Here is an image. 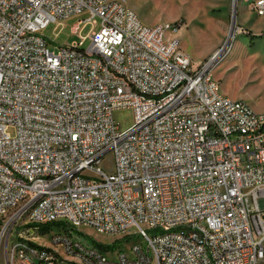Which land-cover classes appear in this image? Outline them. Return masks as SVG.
<instances>
[{
	"label": "built area",
	"instance_id": "2783aa9c",
	"mask_svg": "<svg viewBox=\"0 0 264 264\" xmlns=\"http://www.w3.org/2000/svg\"><path fill=\"white\" fill-rule=\"evenodd\" d=\"M247 1L264 14V0ZM76 15L73 32L94 24L90 45L80 35L52 51L42 31ZM179 29L144 23L124 0H0V234L13 230L12 258L264 264V114L220 91L212 61L194 68L168 35ZM57 220L71 229L52 249L22 234ZM81 225L137 241L111 262L74 238Z\"/></svg>",
	"mask_w": 264,
	"mask_h": 264
},
{
	"label": "rangeland",
	"instance_id": "374dc122",
	"mask_svg": "<svg viewBox=\"0 0 264 264\" xmlns=\"http://www.w3.org/2000/svg\"><path fill=\"white\" fill-rule=\"evenodd\" d=\"M124 1L136 11L146 24H179L180 29L175 32L169 31L168 35L180 37L183 49L193 61V67L196 68L201 63L212 61V78L219 82L220 91L233 100L244 102L256 113L264 114V39L260 43V47L254 49V40L252 41L247 30L238 24L240 18L237 15L234 35L225 49L212 59L213 54L219 51L227 41L231 28L233 0ZM243 1L246 2L245 0L240 1V9ZM245 15L250 28L257 30L259 25H262L264 30V15L259 16L256 10L250 8ZM80 17L81 15H76L51 22L42 31V34L47 37L52 51L57 52L61 46L75 44L80 40V35L87 36L83 48L90 45L89 34L95 29L92 22L82 26L79 33L72 30L74 24L79 22ZM96 20L98 23L100 22V18ZM114 117L120 123L121 129L125 131L134 123V110L129 107L117 109L114 111ZM10 132L13 133L12 130ZM100 166L108 172L113 170L114 157L111 152L106 154ZM62 229L66 235L70 234L68 227ZM12 231L8 228L2 239L0 234V264H27L19 256L16 255L12 258L10 252L8 253L9 246L15 239ZM58 232H61L60 227L51 228L49 234H42L37 229L25 230L22 234L40 246L52 249L51 246L55 247L52 241ZM74 233V238L83 237L92 243L114 244V249L105 250L106 256L111 262L119 259V250L130 254L132 244L137 241L134 237H124V234L100 233L87 225L76 228Z\"/></svg>",
	"mask_w": 264,
	"mask_h": 264
},
{
	"label": "crops",
	"instance_id": "0c3cea01",
	"mask_svg": "<svg viewBox=\"0 0 264 264\" xmlns=\"http://www.w3.org/2000/svg\"><path fill=\"white\" fill-rule=\"evenodd\" d=\"M241 1V0H240ZM238 1V4H237V15L239 16L240 18V21L238 22V24L243 27L244 29L247 30L248 32V35H251V40L253 41L254 40V49L260 47V43L263 41L264 39V30H263V26L262 25H259L258 29L255 30V29H252L250 28L248 25H249V21L247 20L246 18V11L250 8H251V4L249 1L245 0L246 2L244 3V1L242 2V8L240 9V5H241V2ZM259 15V14H258ZM264 14L262 15H259V16H263ZM239 20V19H238ZM251 22V21H250Z\"/></svg>",
	"mask_w": 264,
	"mask_h": 264
},
{
	"label": "trees",
	"instance_id": "16d2710c",
	"mask_svg": "<svg viewBox=\"0 0 264 264\" xmlns=\"http://www.w3.org/2000/svg\"><path fill=\"white\" fill-rule=\"evenodd\" d=\"M179 25V24H178ZM28 227H33L34 229H37L39 230L40 232H42V234H49L50 233V230L51 228L53 227H60L61 228V232H58L57 234L58 235H62V234H65L64 233V229L62 228H69V232H70V227L67 225V223L63 220H57V221H53V222H47V223H43V224H29ZM66 230V229H65ZM81 233V232H79ZM51 237H53L51 235ZM129 239V238H128ZM95 242V241H94ZM101 250H108V249H114V244L112 245H105V244H102V243H97L95 242ZM49 249V248H48Z\"/></svg>",
	"mask_w": 264,
	"mask_h": 264
},
{
	"label": "water",
	"instance_id": "95a60500",
	"mask_svg": "<svg viewBox=\"0 0 264 264\" xmlns=\"http://www.w3.org/2000/svg\"><path fill=\"white\" fill-rule=\"evenodd\" d=\"M237 4H238V0H233L231 28L228 34L227 41L222 46V48L214 54L213 58H216L217 55H219V53L225 49L226 45L230 42L232 36L234 35L236 28Z\"/></svg>",
	"mask_w": 264,
	"mask_h": 264
},
{
	"label": "bare ground",
	"instance_id": "6f19581e",
	"mask_svg": "<svg viewBox=\"0 0 264 264\" xmlns=\"http://www.w3.org/2000/svg\"><path fill=\"white\" fill-rule=\"evenodd\" d=\"M214 54H215V53H214ZM214 54H213V55H214Z\"/></svg>",
	"mask_w": 264,
	"mask_h": 264
}]
</instances>
